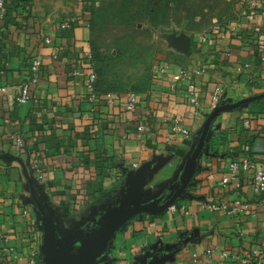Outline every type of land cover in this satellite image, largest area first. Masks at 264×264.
<instances>
[{"label": "crops", "instance_id": "0c3cea01", "mask_svg": "<svg viewBox=\"0 0 264 264\" xmlns=\"http://www.w3.org/2000/svg\"><path fill=\"white\" fill-rule=\"evenodd\" d=\"M252 1H240L235 28L214 30L204 43L193 38L188 51L171 46L167 68L137 91L139 103L130 113L124 109L130 91L99 87L90 99L85 78L70 73L92 38L82 0H8L0 43V154L15 158L0 160V231L18 254L8 264H27L31 256L43 264L44 211L16 158L23 160L40 200L45 197L56 208L57 239L78 231L86 237L108 212L128 209L133 180L143 203H163L174 193L212 110L264 92V64L258 61L264 0L250 24ZM66 20L73 28L62 31ZM35 57L42 61L41 79L32 87L37 101L16 104L13 98ZM181 69L193 71L197 104L189 102L187 84L176 79ZM176 120L189 135L171 133ZM142 121L147 131L138 136ZM17 134L23 147L16 144ZM206 146L176 208L131 219L109 241L98 264H245L241 258L264 244V210L253 206L259 196L248 185L252 174L240 172L243 188L222 185L234 157L249 154L264 168V113L247 106L222 112ZM35 160L44 168L42 179L33 168ZM236 200L252 206L235 205ZM217 203L227 208L209 207ZM247 264H264V259Z\"/></svg>", "mask_w": 264, "mask_h": 264}, {"label": "rangeland", "instance_id": "374dc122", "mask_svg": "<svg viewBox=\"0 0 264 264\" xmlns=\"http://www.w3.org/2000/svg\"><path fill=\"white\" fill-rule=\"evenodd\" d=\"M240 1L82 0L100 86L116 93L147 87L166 64L176 38L191 41L232 24L239 18Z\"/></svg>", "mask_w": 264, "mask_h": 264}, {"label": "built area", "instance_id": "2783aa9c", "mask_svg": "<svg viewBox=\"0 0 264 264\" xmlns=\"http://www.w3.org/2000/svg\"><path fill=\"white\" fill-rule=\"evenodd\" d=\"M7 2L8 0H0V43L3 33V19L7 12ZM261 0H253L251 2V11L247 14L248 20L250 24L255 23L256 21V12L257 9L261 5ZM73 28V23L71 20H66L62 22L59 26V29L62 31H69ZM235 28V24H228L225 28H220L224 30H229ZM213 32V31H212ZM209 34H203L199 36L200 42H206L209 38ZM46 42H50V39H46ZM94 55L91 45H88V48L84 52L83 57L79 60L78 66H76L73 70H71V75L79 76L85 78L86 89L88 91L90 99H94L98 92L96 90V82H97V73L94 68L93 63ZM258 61L260 64H264V44L262 45L260 52L258 54ZM249 63H246L245 66H249ZM167 65L161 67V71H165ZM41 71H42V61L39 57H35L32 59L30 68L28 71V76L25 80L20 84L18 94L14 96L13 100L16 104H26L29 102H36V98L32 93V87L37 85L41 79ZM192 70L189 69H181L176 75V79L178 81H183L187 84L186 92L191 104L198 103V88L197 85L192 80ZM0 76V81H1ZM108 96L111 94L108 93ZM214 101L218 103L219 96L214 95ZM139 103V94L135 91H130L127 95V98L124 102V109L127 112L133 113L137 109V105ZM8 121V119L6 120ZM147 131L146 124L142 121L137 125V133L138 136H142ZM171 133L187 136L190 134V130L182 125V123L178 120L171 126ZM16 144L19 147L24 146V140L22 135L17 134L15 136ZM169 140V137L167 138ZM0 161V168H1ZM33 168L37 173V178H44V168L39 163L38 160L33 162ZM240 172L251 173V179L248 182L252 192L259 196V198L253 203L258 209L264 210V168H260L256 166V163L253 157L249 154H244L239 157H234L228 164V170L222 177V185L229 186L232 185L234 188L239 189L243 188L245 185L244 180L240 178ZM247 184V183H246ZM242 200H236L235 205H241ZM244 208H251V204L244 203ZM209 207L213 210H222L226 209L227 206L223 203L217 204H209ZM176 204L170 206L168 209H175ZM18 258V254L15 248L9 244V237L6 233L0 231V264H8L10 261ZM264 259V248L262 246L254 247L249 251V253L241 258V261L245 264L248 262L258 261ZM27 264H38L35 256H31L27 262Z\"/></svg>", "mask_w": 264, "mask_h": 264}, {"label": "water", "instance_id": "95a60500", "mask_svg": "<svg viewBox=\"0 0 264 264\" xmlns=\"http://www.w3.org/2000/svg\"><path fill=\"white\" fill-rule=\"evenodd\" d=\"M175 45L188 51L190 49V41L180 38L175 41ZM264 98V92L242 98L236 102H226L217 105L208 115L198 143L187 162L186 170L182 183L175 189L174 193L163 203L160 199L149 203H143L138 198V192L134 189L136 180H133L128 188L130 207L126 210L113 209L101 221L100 226L93 233H89L83 237L84 232L78 231L64 239H57L54 233L53 223L56 216V208L53 207L45 197L42 200L38 197L34 190L33 178L28 174L27 167L20 158H16L24 167L25 174L28 178L32 189L35 203L44 211V219L42 227L44 232V240L42 245L43 264H98V258L104 249L107 248L109 241L115 233L122 229L131 219L138 215L150 214L161 215L168 208L186 196V189L192 182L197 170L198 158L204 151H208L206 146L207 137L211 129L213 121L222 112L241 108L248 104ZM15 157L9 154H0V160H13ZM47 211L48 213H45ZM80 242L79 245H76ZM144 264V262H142Z\"/></svg>", "mask_w": 264, "mask_h": 264}, {"label": "trees", "instance_id": "16d2710c", "mask_svg": "<svg viewBox=\"0 0 264 264\" xmlns=\"http://www.w3.org/2000/svg\"><path fill=\"white\" fill-rule=\"evenodd\" d=\"M90 45H91L92 50H93V55H94L93 63H94L95 71L97 73V68H96L97 50H96L95 45L92 43V41H90ZM97 76H98V73H97ZM99 87H101V86L99 84V79L97 78V82H96L97 92H99ZM247 110L252 112V113H258V114L264 113V98L260 99V100H256V101L248 104ZM262 247L264 248V244L262 245Z\"/></svg>", "mask_w": 264, "mask_h": 264}]
</instances>
